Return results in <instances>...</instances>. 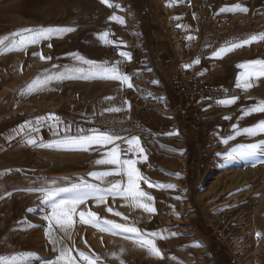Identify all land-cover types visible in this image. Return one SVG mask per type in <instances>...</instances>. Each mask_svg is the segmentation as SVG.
I'll list each match as a JSON object with an SVG mask.
<instances>
[{
    "label": "rangeland",
    "instance_id": "obj_1",
    "mask_svg": "<svg viewBox=\"0 0 264 264\" xmlns=\"http://www.w3.org/2000/svg\"><path fill=\"white\" fill-rule=\"evenodd\" d=\"M109 3L119 7H108L101 0H0V39L23 29H75L54 32L51 39L23 51L0 47V87L19 80L22 84L11 112L20 116L71 103L95 104L106 125L126 127L140 113L142 102L155 103L147 105V109L157 107L172 119L171 127L176 132L174 148L180 154L175 156L172 169L180 182H173L174 189L167 192L171 204L175 203L173 211H179V221L173 222L171 214L163 222L188 227L182 233L199 239L201 233L212 238L217 243L216 251L227 257L228 264H264V151L257 149L258 154L253 156L226 158L241 144L264 141V134H240L222 142L234 134V126L239 132L264 121V112L244 115L245 110L264 101V76H250L247 89L237 87L238 83H245L241 80L245 69L239 65L264 61V40L235 48L222 59L211 58L221 47L264 34V0ZM237 5L247 12H240ZM114 16L123 23L110 19ZM105 32L109 44L99 39ZM120 52L129 54L131 60L120 56ZM41 55L51 59H41ZM77 56L102 67L115 66L119 75L129 76L133 87L120 80L99 76L82 79L79 73H72L71 79L53 81L32 94H21L31 82L43 79L44 73L87 68ZM196 60L199 63H194ZM219 92L224 96L217 95ZM232 97L237 99L231 105L219 103ZM188 102L192 103L191 108H186ZM150 155L147 152V158ZM78 164L79 180L75 184L86 181L103 189L116 183L115 177L94 179L87 174L83 159ZM59 174L69 177L66 170ZM121 184L126 186L127 182ZM71 187L64 183L59 187L44 184L4 192L0 196V258L20 257L28 264H50L55 260L62 264L59 257L66 250L76 264H86L81 252L97 258L96 264H115L116 256L123 251L125 257L130 251H139V247L131 245L133 240L123 238L125 234L101 231L81 222L78 215L66 232L55 220L50 226L44 217L51 216V205L42 203L43 192ZM84 191L87 190L60 192L57 199L71 200ZM137 204L139 197L109 196L105 202L89 198L78 205L77 213L92 212L102 221L133 226L131 210ZM116 212L121 215H114ZM57 215L62 216V210L58 209ZM161 252V261L140 258L131 264L189 261L175 243L161 247Z\"/></svg>",
    "mask_w": 264,
    "mask_h": 264
},
{
    "label": "crops",
    "instance_id": "obj_2",
    "mask_svg": "<svg viewBox=\"0 0 264 264\" xmlns=\"http://www.w3.org/2000/svg\"><path fill=\"white\" fill-rule=\"evenodd\" d=\"M21 87L20 80L0 87V196L7 191L28 189L44 184L58 187L60 183L73 185L79 180L76 167L82 159L85 161L84 165L88 166L87 174L118 171L114 165L97 164L98 160L107 158L105 153L113 147L120 150V156L123 149L138 155L142 147L143 155L137 157L142 162L147 161V152L151 153L155 172H144L137 165L136 168L141 176L147 178L153 185H173L175 181L180 182L178 176L172 172L174 162L177 160L175 156L179 154L174 148L173 135L176 132L171 127L172 119L165 111L157 107L156 111L153 108L147 109V105L155 103L149 100H145L147 103L142 102L143 105H139L138 108L140 113L132 120L131 125L126 127L106 125L101 110L95 104L71 103L46 112L38 110L29 115L17 116V113L11 112L15 107L12 101ZM49 114L59 118L58 121L43 119ZM94 118H97L101 125L93 124ZM22 127L23 131H19ZM97 131L117 138L114 143L103 146L93 145L87 151H65L57 147L66 135H91ZM133 137H138L140 141L135 152L127 144V141ZM29 139H35L37 143L30 144ZM42 144H50L53 147H42ZM145 156L146 159H144ZM61 170H66L69 177L62 178L63 174H59ZM111 177H115V182L123 184L127 182L125 175H112ZM139 184L141 190L154 197L152 201L139 198V204L147 203L156 211L155 213L146 212L137 204L131 210L132 223L145 234H156L155 243L160 251L161 247L175 243L182 248V251H185L182 255L187 256L189 260L187 264H228L227 257L216 251L217 243L212 238L201 233V239H199L191 233H182L183 230H189L188 227H183L178 223L169 225L168 222H163L171 214L173 222L179 221V211H173L172 207L175 203L171 204L167 196L171 188L149 187L144 180H140ZM160 236H163V239L159 238ZM116 238L120 237L116 236ZM132 242L131 245L139 247V251H130L129 257H125L123 251L120 253L121 256H116L115 264H131L140 258L154 262L162 260L139 242ZM194 253L200 256H195Z\"/></svg>",
    "mask_w": 264,
    "mask_h": 264
},
{
    "label": "snow or ice",
    "instance_id": "obj_3",
    "mask_svg": "<svg viewBox=\"0 0 264 264\" xmlns=\"http://www.w3.org/2000/svg\"><path fill=\"white\" fill-rule=\"evenodd\" d=\"M101 3L106 4L108 7H119L118 5H113L109 3V0H101ZM236 8L240 12H247L246 8H241L239 5ZM110 19L116 21L117 23H123V21L119 17H110ZM73 28H65V29H53V28H40V29H23L17 33H14L12 37H6L4 39H0V47H8L10 50L15 51H23L26 47L30 45H35L42 40L51 39L54 32L63 31L69 32L74 31ZM108 33L105 32L99 36V39L102 40L105 44H109L110 41L107 39ZM192 39V37H189ZM260 40H264V34L259 36H252L248 40H244L239 43L232 44L228 47H221L217 50L211 58L213 59H222L224 55L228 52L233 51L235 48L243 47L245 45H250L253 42H259ZM51 47V45H49ZM120 56L127 57L130 61L131 57L129 54L125 52H120ZM41 59H51V57H43L41 55ZM76 59L83 65H87V68L79 67L70 70H65L63 72H55V73H44L43 79L37 78L33 82H31L26 89L21 93L22 95L32 94L34 90H38L39 88L45 87L49 83L56 81L62 82L65 79L73 78L72 73H79L80 78L82 79H90L96 76L100 78H108L113 80H120L121 83H127L128 87H133L130 83V78L127 74L121 76L118 74V69L113 67H102L97 64V62L87 60L83 57L77 56ZM194 63H199V60L194 61ZM186 67H191L188 65ZM239 67L245 69V73L242 74L241 80H244L245 83L237 84V87H243L245 89L250 87V84L247 83V79L255 75L257 77L264 76V61H253L247 64H241ZM108 99H111L110 97ZM237 98L232 97L224 100H220L219 103L228 106L235 102ZM117 111L119 109H116ZM264 112V101L258 102L256 105L248 108L244 111V115H251L253 113ZM243 118V117H242ZM53 121H58L59 118L55 117L53 114H49L48 117L43 118ZM227 119V118H226ZM23 131V127L19 130ZM19 134V133H17ZM246 135L248 137H253L256 135L264 134V121L259 122L257 125L249 128L241 129L239 132L236 131V126H234V134L230 137L224 138L223 143H227L229 139H234L235 135ZM117 137L110 135L108 133L94 132L93 134H82L78 136H68L66 135L63 141L60 142V145L57 147L60 150L65 151H87L93 145H107L114 143ZM28 143L35 145L37 141L35 139H29ZM127 144L130 148L135 152L137 146H139L140 141L138 137H133L127 141ZM42 147H53L50 144H42ZM62 146V147H61ZM257 149L264 151V141H261L259 144H241L237 148H233L231 152L228 153L226 158L236 157L243 158L248 156H253L258 154ZM143 148L139 149L138 155H143ZM106 159H101L97 161V164L104 165H114L118 169V171H103V172H92L90 175L94 179H101L103 177H108L112 175H125L127 176V184L126 186L122 185L120 182L112 183L110 187L101 188L99 185L90 184L86 181H81L79 184H74L70 189H57L52 191L43 192L44 199L42 203L51 205V216H45L44 219L49 221V225L51 226L53 220H55L56 224L59 225L65 232L71 228L74 224L73 217L78 215L79 219L83 223H90L92 226L97 227L101 231H106L109 234H125L123 238L131 239L133 241L139 242L141 245L147 247L149 252L154 254L156 257L163 259V255L161 251L156 247L155 238L156 234H145L142 233L135 226H128L124 224L115 223L112 221L104 220L102 221L100 217H98L95 213L84 211H80L77 213L78 205L84 203L87 199L92 198L97 202H105L107 197L111 196L113 198L122 197L124 199L128 198H143L147 201L154 200V197L149 195L140 189V180H144L145 183L148 184L149 187H157V188H171L174 189L173 185H153L151 181H148L147 178L142 177L139 170L136 168V160L129 159H121L120 150L117 147H113L107 153H105ZM146 159V156L144 157ZM84 191L83 194H77L71 200L65 199H57L60 192H77L80 190ZM143 208L144 211L149 213H155V208L147 203H142L138 205ZM62 210V216L57 215V210ZM31 211V210H30ZM109 212L112 211L111 208L108 209ZM87 215L88 219H85ZM114 215H121L119 212L114 213ZM26 231V229H24ZM131 234V235H128ZM259 233L257 236L259 237ZM159 238L163 239V236ZM55 243V241H53ZM80 257L86 262V264H96V259L90 256L85 255L84 253L79 254ZM59 262L62 264H76L75 258L71 257L69 253L65 250L62 251L59 257ZM0 264H28L27 260L20 257H13L11 260L7 258H0ZM50 264H58L57 261H51Z\"/></svg>",
    "mask_w": 264,
    "mask_h": 264
},
{
    "label": "built area",
    "instance_id": "obj_4",
    "mask_svg": "<svg viewBox=\"0 0 264 264\" xmlns=\"http://www.w3.org/2000/svg\"><path fill=\"white\" fill-rule=\"evenodd\" d=\"M205 91H203L204 93ZM225 93L223 92H219L217 93V95L219 96H224ZM198 95L201 97L200 95V92L198 93ZM193 97H195V95H193ZM192 106V103L191 102H188L187 105H186V108H191ZM159 108H162L161 106ZM164 111V110H163ZM98 124V119H94L93 120V124ZM121 158L122 159H129V158H132L134 160H136V164L140 167H142L144 169L145 172H153L154 171V168H155V164H154V161L152 159V155H150L147 159V162H141L140 160L137 159L135 153H131L129 150H126V149H123L122 152H121Z\"/></svg>",
    "mask_w": 264,
    "mask_h": 264
}]
</instances>
